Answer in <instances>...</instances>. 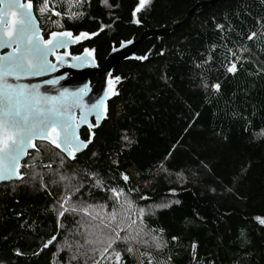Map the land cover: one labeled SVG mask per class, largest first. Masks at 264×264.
<instances>
[{
  "label": "trees",
  "instance_id": "1",
  "mask_svg": "<svg viewBox=\"0 0 264 264\" xmlns=\"http://www.w3.org/2000/svg\"><path fill=\"white\" fill-rule=\"evenodd\" d=\"M27 1L46 37L87 34L72 53L89 48L102 64L122 41L171 27L205 0ZM136 53L114 67L107 119L83 153L69 159L38 141L23 178L0 184V264H264V0L201 6ZM116 118L139 177L108 147L107 160L94 159ZM117 191L133 203L139 247L118 236L127 222ZM80 218L111 239L94 261L75 236Z\"/></svg>",
  "mask_w": 264,
  "mask_h": 264
},
{
  "label": "water",
  "instance_id": "2",
  "mask_svg": "<svg viewBox=\"0 0 264 264\" xmlns=\"http://www.w3.org/2000/svg\"><path fill=\"white\" fill-rule=\"evenodd\" d=\"M218 1L199 2L183 21L122 41L99 65L89 48L70 52L87 34L63 30L46 37L29 1L0 0V184L23 178L22 164L38 141L54 145L69 159L83 153L92 140H83L81 129L93 116L102 123L113 98L114 67L139 58L136 51L148 38L169 35L199 7Z\"/></svg>",
  "mask_w": 264,
  "mask_h": 264
},
{
  "label": "rangeland",
  "instance_id": "3",
  "mask_svg": "<svg viewBox=\"0 0 264 264\" xmlns=\"http://www.w3.org/2000/svg\"><path fill=\"white\" fill-rule=\"evenodd\" d=\"M140 1H141L140 7H142L145 4H147L149 0H140ZM122 130H123L122 120L119 118H116L114 122L106 130L101 146L99 150L97 151V153L94 155V159L98 161L107 160V157H105V155L103 154V150L104 148L108 147L114 152L115 158H117V162L121 167L126 169L133 177H139L141 176V169L138 163L133 159L131 155V149H130L129 142L122 140ZM113 198H114L113 202L115 201L121 204L119 206L117 205L120 211L118 210V212H116V215H118L119 217L126 218V222H127V227L125 226L124 230L119 231L118 236L129 235L128 239L132 241V244H134L136 247H139L140 244L138 245V243H136V241H134L130 236V232L136 231V228H137L136 227L137 225H135V219H136L135 216H133L132 219L129 218L128 216L129 205L133 207V203L125 195V193H122L120 191H117V193L115 192L113 194ZM83 207L84 205H80V208H83ZM94 207L98 211L96 213L97 214L99 213L103 218H105L110 226H111V222L115 223V221L118 219L116 215L111 212L110 208L108 209L105 206H94ZM84 214L86 215V213ZM98 218L100 217L98 216ZM100 226H103V224ZM80 227L82 228L81 230L83 233H80L79 228H77L75 230L78 232L75 236L79 235V237L81 236V239H84L86 237L84 239L85 246L86 245L88 246L87 253L90 259H92V261L96 260L97 257L100 256L101 253H103L105 249H107V252L110 251L107 245L110 244L111 239L108 236L102 233H99L98 231L94 229L97 227V223L91 222L90 219L88 218L84 220L80 218ZM140 232H141L140 228L139 229L137 228L136 235L139 237H140ZM70 234H71L70 231H68L66 235L67 239H65V246L75 248L76 244L70 245V242H68L69 238H71ZM87 253H84V254H87Z\"/></svg>",
  "mask_w": 264,
  "mask_h": 264
},
{
  "label": "flooded vegetation",
  "instance_id": "4",
  "mask_svg": "<svg viewBox=\"0 0 264 264\" xmlns=\"http://www.w3.org/2000/svg\"><path fill=\"white\" fill-rule=\"evenodd\" d=\"M70 52L71 54L73 55H77L81 52H78V53H72L73 52V48L70 49ZM99 65H102L101 63H98ZM91 83L94 84L95 81H96V76H92L91 77ZM110 101V100H109ZM109 101L107 102L106 104V107H105V110H106V115L102 121L101 124L98 125V122H97V117L96 116H93L91 119H90V122H89V125L83 127L81 129V138L85 141H89V140H92V142L94 141L97 133L99 132V129L102 127V125L104 124L105 120L107 119V116H108V105H109ZM80 115V113H78V116Z\"/></svg>",
  "mask_w": 264,
  "mask_h": 264
}]
</instances>
